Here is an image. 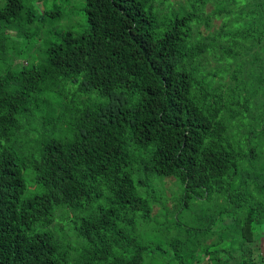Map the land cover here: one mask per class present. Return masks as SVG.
<instances>
[{"label": "trees", "instance_id": "16d2710c", "mask_svg": "<svg viewBox=\"0 0 264 264\" xmlns=\"http://www.w3.org/2000/svg\"><path fill=\"white\" fill-rule=\"evenodd\" d=\"M42 1L0 0V264H264V0H81L9 56Z\"/></svg>", "mask_w": 264, "mask_h": 264}, {"label": "rangeland", "instance_id": "374dc122", "mask_svg": "<svg viewBox=\"0 0 264 264\" xmlns=\"http://www.w3.org/2000/svg\"><path fill=\"white\" fill-rule=\"evenodd\" d=\"M44 2V3H43ZM39 5V3H38ZM41 6L46 8H58L60 11V16L57 18L47 21V23L41 27L40 23L34 25H26L25 27L29 31L28 34V42H20L19 49L13 52H10L9 56L16 55L20 48L19 60H23L24 58L31 59L34 55L33 59H39L38 53L42 54L47 47L48 43H50L51 35L56 31H66L70 30L75 34H79L83 32L88 23L86 22V15L82 12V3L81 0H43ZM39 7V6H38ZM25 43V44H24ZM12 47V46H11ZM10 48V47H9ZM24 178L27 182V189L24 193V197H29L32 195L34 189L33 179L30 177V171H24ZM169 178V177H168ZM167 184H169V179ZM171 181V180H170ZM153 240V238H151ZM254 248L261 250L264 253V230L262 233V238L260 241H256L253 243ZM76 259V257H74ZM77 261V260H76ZM209 260H205L202 264H208Z\"/></svg>", "mask_w": 264, "mask_h": 264}]
</instances>
